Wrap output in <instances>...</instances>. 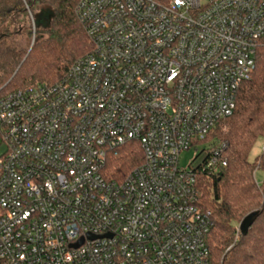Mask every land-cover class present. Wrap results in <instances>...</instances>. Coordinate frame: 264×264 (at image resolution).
I'll list each match as a JSON object with an SVG mask.
<instances>
[{
    "label": "built area",
    "instance_id": "1",
    "mask_svg": "<svg viewBox=\"0 0 264 264\" xmlns=\"http://www.w3.org/2000/svg\"><path fill=\"white\" fill-rule=\"evenodd\" d=\"M76 14L92 50L0 97V264H212L198 180L228 164L209 139L256 69L264 0H79ZM130 142L143 162L108 180Z\"/></svg>",
    "mask_w": 264,
    "mask_h": 264
},
{
    "label": "trees",
    "instance_id": "2",
    "mask_svg": "<svg viewBox=\"0 0 264 264\" xmlns=\"http://www.w3.org/2000/svg\"><path fill=\"white\" fill-rule=\"evenodd\" d=\"M79 0H0V97L27 85L55 83L79 57L92 50L85 27L76 14ZM32 44L18 45L22 35ZM19 39V38H18ZM264 140V36L256 53V69L244 81L234 113L217 125L210 139L226 143L227 166L198 180V199L210 213L208 236L212 264H264V147L254 160L250 154ZM144 160L138 142H130L109 156L108 180H122ZM258 215L246 235L237 228L245 216Z\"/></svg>",
    "mask_w": 264,
    "mask_h": 264
},
{
    "label": "rangeland",
    "instance_id": "3",
    "mask_svg": "<svg viewBox=\"0 0 264 264\" xmlns=\"http://www.w3.org/2000/svg\"><path fill=\"white\" fill-rule=\"evenodd\" d=\"M19 38V39H18ZM15 41L18 45H27L29 43L32 44L33 39H28V37L25 35H22L18 37ZM25 87V86H24ZM21 88V87H20ZM264 147V140L262 138L258 139L256 142L251 154H250V160L254 161L263 151ZM197 155V152L194 148L190 149L189 151H185L181 154V165L182 166H188L189 163L194 159V157ZM256 179L258 182L264 181V169L257 168L256 169Z\"/></svg>",
    "mask_w": 264,
    "mask_h": 264
},
{
    "label": "water",
    "instance_id": "4",
    "mask_svg": "<svg viewBox=\"0 0 264 264\" xmlns=\"http://www.w3.org/2000/svg\"><path fill=\"white\" fill-rule=\"evenodd\" d=\"M257 215H258V212L254 211L244 217V219L240 223V231L242 235H246L248 233Z\"/></svg>",
    "mask_w": 264,
    "mask_h": 264
}]
</instances>
